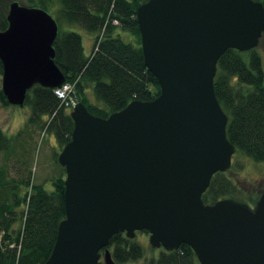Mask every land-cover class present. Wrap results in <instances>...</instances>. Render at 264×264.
Returning <instances> with one entry per match:
<instances>
[{
    "label": "water",
    "instance_id": "obj_1",
    "mask_svg": "<svg viewBox=\"0 0 264 264\" xmlns=\"http://www.w3.org/2000/svg\"><path fill=\"white\" fill-rule=\"evenodd\" d=\"M0 29L1 90L23 106L34 84L56 88L55 18L12 1ZM146 67L160 92L107 117L78 101L57 162L65 168V217L43 264H117L108 241L147 230L153 247L186 243L199 264H264V191L249 205L232 197L204 203L212 174L227 171L236 147L214 90L217 61L246 51L264 32L256 0H146L136 9ZM103 250V251H102Z\"/></svg>",
    "mask_w": 264,
    "mask_h": 264
},
{
    "label": "trees",
    "instance_id": "obj_2",
    "mask_svg": "<svg viewBox=\"0 0 264 264\" xmlns=\"http://www.w3.org/2000/svg\"><path fill=\"white\" fill-rule=\"evenodd\" d=\"M10 1L17 0H0L1 30L8 24L5 19ZM145 1L18 2L43 8L55 18L58 33L53 43L54 62L64 74L65 83L73 85L72 99L81 101L90 113L102 118L134 99L151 100L160 92L157 78L145 65L136 20V9ZM256 1L264 7V0ZM74 25L94 34L89 56L84 54L81 35L74 30ZM125 32L134 38V43L122 39L121 34ZM214 90L228 116L226 134L236 147L235 153H244L264 163V68L257 46L246 51L228 48L222 53L217 61ZM92 95L95 101L91 100ZM66 102L68 97L59 98L53 88L40 84L28 90L24 102L30 106L28 122L39 123L46 132L52 133L60 149L70 140L74 124ZM8 104L0 87V105ZM22 131L8 135L0 127L3 160L0 165V264H43L51 253L58 224L65 217L66 172L57 162L58 152L54 161L58 174L51 179L52 189L47 190L43 182L33 183L31 167H26L31 157L27 156L24 140L19 139ZM235 191L228 171H217L200 196L204 203H213L224 197L238 199ZM108 242L109 252L117 264L140 261L146 255L142 245L124 232L112 235ZM146 259L144 264H199L186 243L176 250L162 248L156 256ZM102 262L100 258L97 264Z\"/></svg>",
    "mask_w": 264,
    "mask_h": 264
},
{
    "label": "rangeland",
    "instance_id": "obj_3",
    "mask_svg": "<svg viewBox=\"0 0 264 264\" xmlns=\"http://www.w3.org/2000/svg\"><path fill=\"white\" fill-rule=\"evenodd\" d=\"M74 30L81 35L84 54L89 56L93 47L94 34L76 25H74ZM121 37L126 42L134 43V38L127 32L121 34ZM257 49L260 51L264 68V33L259 39ZM92 97L93 95L91 96V100L95 101ZM74 101L75 102H71L70 98H68V102L66 103L69 105V111H71L72 107L78 102L77 100ZM98 103L106 107L104 103ZM30 116L31 112L28 104L23 106L12 105L10 103L7 106L0 105V127L5 133L8 135H15L24 130L19 139L22 141L24 140L23 143L28 148L27 156H29V158L31 157L26 167H31L33 183L43 182L44 187L47 190H51V179L58 174V166L54 162L55 153L58 152L59 154L61 149L52 133L46 132L45 128H41L39 123L31 124L28 122ZM42 119H46V115L42 117ZM2 161V154H0V165ZM12 162L13 160L10 161V163ZM228 175L236 189L235 196H237L236 198H238L239 201L249 202L251 204L254 201L251 200L250 197L258 199L261 192L264 191V163L255 161L244 153L236 152L233 154L231 166L228 169ZM148 236L149 232L138 230L133 237L135 241L142 245L146 254L140 261L119 262L118 264H144V260H147L146 258L156 256L162 248L151 246L148 242Z\"/></svg>",
    "mask_w": 264,
    "mask_h": 264
},
{
    "label": "built area",
    "instance_id": "obj_4",
    "mask_svg": "<svg viewBox=\"0 0 264 264\" xmlns=\"http://www.w3.org/2000/svg\"><path fill=\"white\" fill-rule=\"evenodd\" d=\"M71 88H73V85L70 83H64L62 86L57 87L54 90V92L59 96V98H70L71 102H74V99L70 96Z\"/></svg>",
    "mask_w": 264,
    "mask_h": 264
},
{
    "label": "flooded vegetation",
    "instance_id": "obj_5",
    "mask_svg": "<svg viewBox=\"0 0 264 264\" xmlns=\"http://www.w3.org/2000/svg\"><path fill=\"white\" fill-rule=\"evenodd\" d=\"M248 203H249V202H248ZM253 203H254V202H253ZM253 203H251V204L249 203V204H250V205H253Z\"/></svg>",
    "mask_w": 264,
    "mask_h": 264
}]
</instances>
